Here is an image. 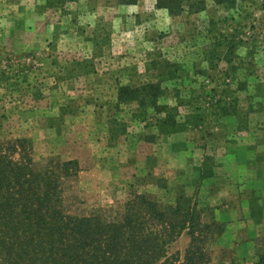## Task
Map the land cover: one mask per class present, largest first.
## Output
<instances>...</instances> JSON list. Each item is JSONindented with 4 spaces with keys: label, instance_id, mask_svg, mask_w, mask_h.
<instances>
[{
    "label": "rangeland",
    "instance_id": "rangeland-1",
    "mask_svg": "<svg viewBox=\"0 0 264 264\" xmlns=\"http://www.w3.org/2000/svg\"><path fill=\"white\" fill-rule=\"evenodd\" d=\"M121 88L140 104L120 102ZM168 112L177 132L159 125ZM14 140L39 169L76 162L71 214L111 219L138 195L196 204L215 225L212 264H253L264 247V0L176 17L155 0H0V141ZM188 242L182 233L169 253L182 258Z\"/></svg>",
    "mask_w": 264,
    "mask_h": 264
},
{
    "label": "trees",
    "instance_id": "trees-1",
    "mask_svg": "<svg viewBox=\"0 0 264 264\" xmlns=\"http://www.w3.org/2000/svg\"><path fill=\"white\" fill-rule=\"evenodd\" d=\"M207 1L235 10L241 0H155L171 17L202 12ZM151 88L156 89L152 97L157 96L158 87ZM137 93L121 88L118 100L137 102ZM171 112L159 125L177 132ZM78 173L74 161L39 169L25 142L0 141V264H212L207 245L215 225L203 222L196 204L164 207L138 195L111 219L73 215L64 188ZM182 233L189 242L181 258L169 248ZM253 264H264V247Z\"/></svg>",
    "mask_w": 264,
    "mask_h": 264
}]
</instances>
